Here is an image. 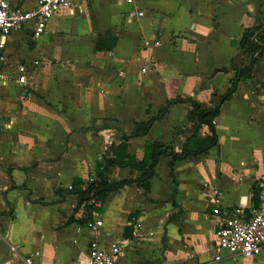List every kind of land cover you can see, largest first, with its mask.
<instances>
[{
    "label": "crops",
    "instance_id": "1",
    "mask_svg": "<svg viewBox=\"0 0 264 264\" xmlns=\"http://www.w3.org/2000/svg\"><path fill=\"white\" fill-rule=\"evenodd\" d=\"M8 1L28 10L39 0ZM138 10L144 16H132ZM263 22L264 0H73L41 37L34 21L0 33V70L9 77L0 83V264H23L12 244L22 256L38 250L44 264H87L93 240L121 244L117 264H264V252L244 258L216 242L221 219L259 207L264 50L253 56L240 43ZM107 31L116 45L97 51ZM247 67L250 75L236 81ZM177 96L203 108L220 103L212 126L191 120V105L177 102L146 135L129 137L125 154L143 160L154 142L177 152L213 137L214 145L172 168V157L162 156L148 191L136 181L141 171L113 166L112 180L132 182L80 223L88 210L77 207L75 181L95 176L112 144ZM96 220L103 226L93 235Z\"/></svg>",
    "mask_w": 264,
    "mask_h": 264
},
{
    "label": "trees",
    "instance_id": "2",
    "mask_svg": "<svg viewBox=\"0 0 264 264\" xmlns=\"http://www.w3.org/2000/svg\"><path fill=\"white\" fill-rule=\"evenodd\" d=\"M117 42L116 36L111 32H105L99 35L98 41L96 43L95 49L97 51H110L112 50ZM241 47L247 52L255 56L258 53H262L264 50V22L259 26L253 28H247L244 36L240 43ZM251 71L249 68H240L236 74V81L239 77L250 75ZM221 96V101H224L235 91V84ZM177 102H185L191 105V110L189 117L191 120H198L201 123L209 124L212 126L213 120L218 114L219 105L214 108H203L202 104L192 98H182L177 96L173 99H170L166 104L160 109L158 115L147 122L136 123L137 130L131 135H126L124 141L119 145L112 144L109 147L107 154L103 157V160L100 161L99 165L96 168V175L92 176L89 180L77 179L75 184L71 188L73 193L78 195V206L85 205L88 210V217L81 220L80 223H86L92 221L93 212L95 210H103L101 208H96V203H105L107 196L124 187L125 185L132 182V180H112L110 178L111 168L113 166L126 167L130 166L133 169H137L142 172V175L136 179L137 183L148 191L150 189V180L155 175L156 167L162 156H171L172 161L170 162L171 168L174 166V163L177 160L186 159L190 155H198L206 153L209 148L214 145L215 137L212 138L211 142L205 147L199 148L198 150L191 151L189 149L183 150V152H177L172 147L164 145L160 142L147 143L146 144V153L143 160H137L132 155H127V143L126 141L131 136H143L146 135L149 131L151 125L154 121L161 119L170 109V107ZM150 159L152 160L149 163ZM175 182H173V192L176 189Z\"/></svg>",
    "mask_w": 264,
    "mask_h": 264
},
{
    "label": "built area",
    "instance_id": "3",
    "mask_svg": "<svg viewBox=\"0 0 264 264\" xmlns=\"http://www.w3.org/2000/svg\"><path fill=\"white\" fill-rule=\"evenodd\" d=\"M132 1V0H122ZM73 0H39L33 9L21 10L10 4L8 0H0V33L8 36L16 30H20L25 24L34 21V37H41L47 31L49 21L63 8L72 7ZM145 12L138 10L132 12V16H144ZM159 40L154 41L155 46L160 45ZM145 45H149L146 42ZM149 66L143 68L146 72ZM9 77L0 70V83L4 84ZM25 83V77L20 78ZM103 226L102 220L90 223L89 229L93 235L99 233ZM216 242L218 250L244 258H251L264 252V181L259 192V207L249 217L242 215L228 216L218 224L216 230ZM19 245H11L12 253L22 259L23 264H44L39 260L38 250L21 255ZM123 251L121 244L113 243L108 247L102 246L97 240H93L89 249L87 264H117ZM221 253L216 259H221ZM183 264V263H181Z\"/></svg>",
    "mask_w": 264,
    "mask_h": 264
},
{
    "label": "water",
    "instance_id": "4",
    "mask_svg": "<svg viewBox=\"0 0 264 264\" xmlns=\"http://www.w3.org/2000/svg\"><path fill=\"white\" fill-rule=\"evenodd\" d=\"M255 61H256V58L253 59V61H252V63H251V66L249 67L250 69L253 68V64H254ZM1 67H2V64H0V69H1Z\"/></svg>",
    "mask_w": 264,
    "mask_h": 264
}]
</instances>
